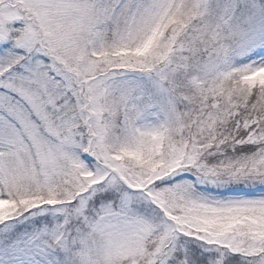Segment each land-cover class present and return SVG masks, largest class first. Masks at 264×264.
Segmentation results:
<instances>
[{"label":"snow or ice","instance_id":"obj_1","mask_svg":"<svg viewBox=\"0 0 264 264\" xmlns=\"http://www.w3.org/2000/svg\"><path fill=\"white\" fill-rule=\"evenodd\" d=\"M0 264H264V0H0Z\"/></svg>","mask_w":264,"mask_h":264}]
</instances>
